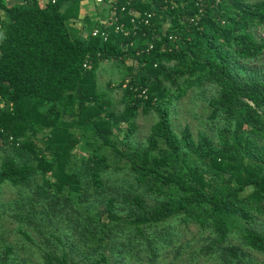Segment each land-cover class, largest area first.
<instances>
[{
    "label": "trees",
    "instance_id": "trees-1",
    "mask_svg": "<svg viewBox=\"0 0 264 264\" xmlns=\"http://www.w3.org/2000/svg\"><path fill=\"white\" fill-rule=\"evenodd\" d=\"M81 1L0 0V194L6 184L18 190L8 215L41 264H163L170 250L177 264L192 230L201 236L186 253L194 259L264 256V73L236 71L264 52L255 32L264 30V0H122L105 12L128 34L107 26L106 40L90 34L98 21L87 38L68 25ZM102 62L136 65L117 86V118L97 88ZM206 86L216 88L208 105L225 124L210 135L176 133L174 108ZM151 110L145 144L130 143L136 114ZM114 118L125 125L116 138ZM84 135L96 146L71 160ZM117 172L124 177L111 181ZM0 238V264H12Z\"/></svg>",
    "mask_w": 264,
    "mask_h": 264
},
{
    "label": "rangeland",
    "instance_id": "rangeland-1",
    "mask_svg": "<svg viewBox=\"0 0 264 264\" xmlns=\"http://www.w3.org/2000/svg\"><path fill=\"white\" fill-rule=\"evenodd\" d=\"M16 3V2H13ZM18 3V2H17ZM89 4L94 6V9L97 8L101 11L104 10V14H106L107 3L103 0H88ZM42 5V2H40ZM256 36L264 40V30L257 29ZM135 64H131V62L125 63H117V62H102L99 68L96 71V84L99 91L105 92V98H109L112 101V108L110 112L113 114L115 118L122 112L123 105L120 103V99L122 97V89L118 88L119 82L122 80L123 76H126L127 79L129 77V73L127 72V67ZM237 73L240 77L245 78L249 74L253 73V75H261L264 73V52L262 55L255 61H251L248 63H240L236 69ZM136 72V69H132V74ZM216 94V88L212 86H206L204 88L199 89H191L188 93L179 101L178 105L174 108L172 114V122L173 128L176 133H180L184 126H188L189 130L196 137L198 132L205 134H212L217 128L222 127L225 124V120L220 115H213L211 108L208 105V100L212 98ZM0 106H4V102L0 101ZM113 120L114 124H116L117 128L120 126L121 131L117 129L113 130V138L117 136H121L124 133L125 125L124 123H120L117 120ZM157 119V116L153 110H151L147 114H143L142 112H138L134 119V122L137 126L133 135L129 138V142L134 145H144L146 136L149 132V128L151 124ZM236 128L235 122L232 123L230 133L231 138H233V132ZM73 132L80 133V129L73 127ZM97 142L93 140L92 137L84 135L80 139V143L75 145L72 148V156L71 160L76 159L80 156L86 155L92 148L96 146ZM260 144L264 145V140L260 141ZM102 152L108 156L112 163L122 164L121 161L116 160L113 157V154L109 152L107 149H102ZM185 160L189 162L190 165L195 163V159L192 155L187 154L184 156ZM202 171H204L207 175H210V172L207 168L199 165L198 166ZM111 181L121 179L124 175L120 172L110 173ZM18 190L14 187L9 186L8 184L2 186V191L0 194V237L5 239L4 243L10 245L12 247L11 256L9 259L12 264H41L38 258V252L36 247L29 243L22 233L19 231V226L17 223L13 222L9 217V212L11 211L13 202L18 198ZM259 226L264 228V217L258 218ZM23 230L29 233V235L34 239L35 237L32 233L26 228L22 227ZM186 238L191 239V243L189 244V251L192 248L199 247L201 242L199 241L200 237L196 231H188L185 233ZM232 243H237V239H232ZM2 246V241L0 238V250ZM244 250H246L243 247ZM170 250L167 254H169L163 264H169V260L171 258ZM184 253V258L177 264H215L218 259H194L190 256V254ZM249 261V264H264V256L262 254L256 252H249L246 257ZM218 263V262H217Z\"/></svg>",
    "mask_w": 264,
    "mask_h": 264
},
{
    "label": "built area",
    "instance_id": "built-area-1",
    "mask_svg": "<svg viewBox=\"0 0 264 264\" xmlns=\"http://www.w3.org/2000/svg\"><path fill=\"white\" fill-rule=\"evenodd\" d=\"M60 0H39V2H42V5L45 3H51L54 4ZM122 0H109V4L107 5L108 8L112 10V13L117 10L118 3ZM133 0H127L126 3L129 4V2H132ZM20 2H23V0H20ZM123 10V8H122ZM137 16V14L135 13ZM153 13L147 12L143 15V18L140 20V22H143L144 24L149 23V19L152 17ZM130 22L133 24V28H136L135 24V18L132 17L130 19ZM99 27L93 26L90 34L92 36H99L102 40H106L108 37V32L106 31L107 26H114L115 32H123L125 35L128 34V31L124 29V26L122 23L118 22V17L114 16L113 14H110L107 12L105 18H101L99 21Z\"/></svg>",
    "mask_w": 264,
    "mask_h": 264
},
{
    "label": "crops",
    "instance_id": "crops-1",
    "mask_svg": "<svg viewBox=\"0 0 264 264\" xmlns=\"http://www.w3.org/2000/svg\"><path fill=\"white\" fill-rule=\"evenodd\" d=\"M9 4L13 2H19L20 0H6ZM65 7V6H64ZM104 14V13H103ZM105 15L101 14V10L94 9L92 4L88 3V0H82L79 4V12L76 19H68V25L72 28L73 32L80 38H87L89 35V25L94 24L101 18H105Z\"/></svg>",
    "mask_w": 264,
    "mask_h": 264
}]
</instances>
